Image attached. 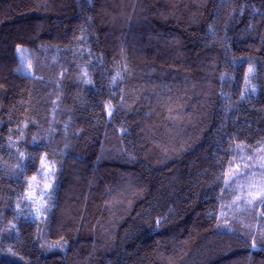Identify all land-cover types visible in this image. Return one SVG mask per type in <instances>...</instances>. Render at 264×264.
I'll return each mask as SVG.
<instances>
[{"label":"trees","instance_id":"trees-1","mask_svg":"<svg viewBox=\"0 0 264 264\" xmlns=\"http://www.w3.org/2000/svg\"><path fill=\"white\" fill-rule=\"evenodd\" d=\"M246 148L264 0H0V264H264Z\"/></svg>","mask_w":264,"mask_h":264},{"label":"rangeland","instance_id":"rangeland-1","mask_svg":"<svg viewBox=\"0 0 264 264\" xmlns=\"http://www.w3.org/2000/svg\"><path fill=\"white\" fill-rule=\"evenodd\" d=\"M241 154L236 153L234 155V158L232 160L233 163H237L239 161L240 155H242V161L240 163H243L242 165L238 166L240 171L234 170L232 174L226 179L225 186L229 188V186H232V195H234V201L237 196V192L240 189L243 191L244 197H246L247 201L251 200L252 197L248 195L249 192L256 193L257 191H260L261 189H264V183H261L262 179H260L262 176L252 179L249 175H247L248 172L252 170H259L261 169L260 165L264 164V159H262V152L259 151L256 148H246L243 149ZM258 167V168H257ZM231 177V179H230ZM240 177V179H238ZM261 180V181H260ZM245 185L247 189L242 188ZM35 192V189H33V193ZM230 191H228V194ZM240 196H242V193H240ZM259 200V199H258ZM253 202L250 204L249 202H246V206H252L254 204ZM233 204V203H232Z\"/></svg>","mask_w":264,"mask_h":264},{"label":"snow or ice","instance_id":"snow-or-ice-1","mask_svg":"<svg viewBox=\"0 0 264 264\" xmlns=\"http://www.w3.org/2000/svg\"><path fill=\"white\" fill-rule=\"evenodd\" d=\"M17 51L19 52L20 49L18 48ZM108 107H109V114H111V112H110L111 106L109 105ZM260 167L264 168V164H261ZM230 179H231V177H230ZM248 195L252 197V199L248 201L250 204L253 202V200H256V199H259L261 201V203L264 204V189H261L260 191H257L256 193L249 192ZM261 214L264 215V213H261ZM252 247L253 248L256 247L255 242H253Z\"/></svg>","mask_w":264,"mask_h":264}]
</instances>
